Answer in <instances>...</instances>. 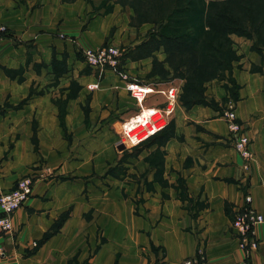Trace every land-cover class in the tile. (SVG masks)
<instances>
[{"label":"crops","instance_id":"crops-1","mask_svg":"<svg viewBox=\"0 0 264 264\" xmlns=\"http://www.w3.org/2000/svg\"><path fill=\"white\" fill-rule=\"evenodd\" d=\"M112 4L104 0H0V24L8 30L0 45V194L12 189L33 163V119L38 123L39 138L61 134L50 100L35 95L30 99V87L34 89L37 84L29 78L35 72L31 66L25 67L26 60L49 63L53 57H65L68 63L73 62L79 51L100 48L112 30V45L129 43L127 38L134 35L129 27L130 13L117 5L107 11ZM234 41L241 67L232 72L238 86L233 106L250 140V169L244 170L219 112L194 107L180 114L175 117L174 136L166 146L169 154L177 152L180 161L177 165L165 164L168 186L154 183L153 189L143 195V212L127 219L124 203L113 205L110 216L100 222V235L105 241L85 264H113L115 260L117 264H181L200 256L208 264H238L243 260L231 220L243 207L246 194L252 198V208L264 217V51H252L249 41ZM18 69L23 70L21 77L6 73ZM42 70L53 72L52 67ZM114 85H121L114 82L110 86L117 87L120 100L129 94L125 86L120 90ZM163 105L162 96H151L142 105V113L139 108L131 116L128 112L127 120L132 122V116L139 118L149 112L148 108ZM63 155L54 153L48 165L54 167ZM179 178L184 182V202L177 189ZM72 187L69 182L49 179L34 182L32 196L13 214L12 230L0 236V247L5 252L0 264H61L55 252L64 244H78L79 239L66 237L76 230H70L68 224L48 239L44 237L75 198L67 193ZM189 199L203 206H188ZM88 207L90 202L85 201V209ZM87 234L85 251L96 243V238H87ZM255 236L258 247L251 253L250 264H264V223L255 228ZM35 245L38 249L31 255Z\"/></svg>","mask_w":264,"mask_h":264},{"label":"rangeland","instance_id":"rangeland-1","mask_svg":"<svg viewBox=\"0 0 264 264\" xmlns=\"http://www.w3.org/2000/svg\"><path fill=\"white\" fill-rule=\"evenodd\" d=\"M107 1L113 3L107 11L117 5L130 13L129 27L134 30V35L127 38L129 43L114 45L112 30L101 46L112 45L119 49L116 68L101 72L85 64L80 56L70 63L64 57L56 59L55 68L62 71L58 76L53 68L52 73L42 70L52 67L54 57L49 63L30 58L25 63V67L29 65L35 72L29 76L32 84H37L34 89L30 87V99L32 95L49 99L56 109L61 130L60 137L39 138L38 123L33 119L30 139L33 163L25 176L32 177L35 183L49 179L74 186L67 193L75 198L58 215L51 232L45 235L51 237L68 224L70 230H76L66 237L79 239L78 244H82L62 245V249L55 252L61 264H85L97 255L100 244L105 241L100 235V222L110 216L113 205L123 202L127 219L143 212V195L153 189L154 183L168 186L165 164L180 162L176 151L169 154L166 150L174 136L175 117L185 115L194 107L209 108L223 118L225 112L234 111L238 86L232 72L235 67H241L237 64L241 55L237 53L234 39L249 41L252 51L260 54L264 51V0L218 3L207 0H104ZM222 6H227L229 14L238 19L237 25L228 26L232 31L237 30L234 33L228 34L215 20V13ZM140 60L145 61L132 64ZM6 73L21 77L23 70H6ZM114 82L121 85H114L120 90L126 88L128 82L156 90L170 85L179 87L176 108L163 135L135 145L125 140L122 129L127 132L143 124L150 112L139 118L136 115L135 119L132 116V122L127 120V113L133 115L139 105L129 94L120 100L117 87H110ZM68 116L71 120L67 122ZM116 126L120 127L118 131ZM60 152L65 154L63 159L55 162L54 167L49 166L48 159L52 160L54 153ZM177 181L179 196L184 202L183 178ZM85 201L90 202L88 209H85ZM187 205L203 206L190 199ZM86 232L87 238H96L88 251H85L88 245L84 246ZM37 249L35 245L30 254H35ZM113 264H117V260Z\"/></svg>","mask_w":264,"mask_h":264},{"label":"built area","instance_id":"built-area-1","mask_svg":"<svg viewBox=\"0 0 264 264\" xmlns=\"http://www.w3.org/2000/svg\"><path fill=\"white\" fill-rule=\"evenodd\" d=\"M7 35L8 30L6 26L0 24V45ZM78 54L85 64H88L91 68L99 69L101 72L116 68L120 57L119 49L112 45H106L97 50H81ZM91 87L94 88L96 86ZM148 88L144 90L130 82L127 83L125 88L130 96L136 100L139 105V112L141 111V113L142 105L147 96L159 94L164 98V105L161 108L147 107L150 112L149 118L143 124H139L127 132L122 129V135L125 137V140L133 145L139 144L165 129L169 124L171 114L176 108L179 87L170 85L161 90H156L152 87ZM224 119L233 147L243 161L244 170L248 171L252 163L253 155L250 149V140L243 131V124L237 119L233 110L225 112ZM136 129L137 131H134ZM33 184V178L25 176L19 179L12 189L0 194V236L12 230L13 214L32 196ZM251 204L252 198L249 194H246L244 196L243 207L234 213L231 220V228L238 241L239 249L244 255L243 260L238 264H250L251 253L258 247L255 228L264 223V217L258 214L252 208ZM4 256L5 252L0 247V257ZM159 264L165 263L161 262ZM181 264H208V262L203 256H200L188 258Z\"/></svg>","mask_w":264,"mask_h":264},{"label":"trees","instance_id":"trees-1","mask_svg":"<svg viewBox=\"0 0 264 264\" xmlns=\"http://www.w3.org/2000/svg\"><path fill=\"white\" fill-rule=\"evenodd\" d=\"M207 1L218 3V2H225L227 0H207ZM215 20L219 23V25L224 27L223 29H227V33L228 34H231V33H234L235 31H237V30L232 31L228 27L229 25H232V24L237 25L238 19L236 17H234V16L229 14L227 6H222V8L215 13ZM256 52H258V51H256ZM51 64H52V68L54 69V73L59 76L62 73V71H61V68H59L58 70H57V68H55L58 65V62L56 61L55 58H53ZM167 128L163 129L162 131H160L158 133H156L151 138H156V137H159V136L163 135L166 132ZM48 238L49 237H45L44 239L46 240Z\"/></svg>","mask_w":264,"mask_h":264}]
</instances>
